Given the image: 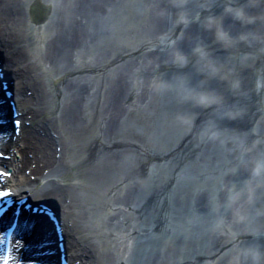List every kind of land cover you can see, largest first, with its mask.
Wrapping results in <instances>:
<instances>
[{
	"label": "bare ground",
	"instance_id": "bare-ground-1",
	"mask_svg": "<svg viewBox=\"0 0 264 264\" xmlns=\"http://www.w3.org/2000/svg\"><path fill=\"white\" fill-rule=\"evenodd\" d=\"M118 1L0 0V82L5 72L11 90L16 91L11 100H15L16 118L21 120L19 131L13 121L0 127V153L9 156L0 161L12 172L11 176L0 175L6 176L18 194L52 201L59 214L69 219L65 234L71 264H214L223 251L222 256L245 236L254 238L250 231L237 230L229 240H221V225L217 227L216 220L227 226L231 217L230 223L236 225L232 213L221 216L222 201L229 198L232 182L248 177L251 160L240 153L231 157L233 163L227 161L230 147L224 142L214 149L216 138L221 137L214 125L197 135L194 143L191 135L188 143L182 140L164 151L143 144L136 133L128 145L138 153L130 160L123 154L120 161L115 160L120 169L116 179L103 184L99 172L107 175L111 171L109 165L114 161L108 158L109 152L126 144L122 138L129 127L131 108L151 112L157 92L155 75L168 70L158 77L161 81L167 78V83L182 71L206 75L210 65L207 54H214L216 45L211 44H218L221 36L235 37L247 47L245 51L252 50L262 59L255 67L252 90L250 85L243 86L246 94L238 95L236 89L231 94L232 99L241 95L239 98L252 102L255 119H260L264 113V40L260 41L257 21L264 0H198V15L209 7L220 12L218 7L224 4L245 1L243 15L237 7L215 22L185 8L181 9L183 18L179 14L177 18L172 0H144L148 20L142 38L125 47L119 57L136 50L143 53L119 66L107 80L102 77L95 82V77L103 75L100 67L118 59L98 44L105 32L104 19ZM91 45L97 47L95 61ZM228 51L219 49L223 54L218 56L223 58ZM231 51L240 57L238 49ZM87 69L101 74H80ZM4 99L8 102L0 114L12 119L11 100ZM259 121L257 128L248 130L252 139L264 137V117ZM190 157L194 164L184 165ZM164 159L174 161L173 169L167 164L171 173L158 183L157 173L150 168ZM76 161L88 165L86 179L90 183H85L92 186L64 183L65 173ZM134 166H141L145 175L135 176ZM90 188L102 196L96 197ZM113 191L117 192L107 199L105 195ZM47 221L45 217L33 227L30 223L20 226L18 232L27 237V243L20 242L13 260L48 264L47 260L55 259L50 253L58 242ZM18 237L13 243H19Z\"/></svg>",
	"mask_w": 264,
	"mask_h": 264
},
{
	"label": "rangeland",
	"instance_id": "rangeland-1",
	"mask_svg": "<svg viewBox=\"0 0 264 264\" xmlns=\"http://www.w3.org/2000/svg\"><path fill=\"white\" fill-rule=\"evenodd\" d=\"M172 1L176 5L175 12L177 18L178 14L181 19L183 18L184 14H182L183 12L181 9L185 8L194 15L197 14V16L202 19L214 22L218 17L220 19L222 15L225 14L224 12L230 10L235 12L234 9L237 7L239 9L238 14L243 15L244 5L242 3L245 2L243 1L239 3V5H233L231 3L228 5L224 4L218 7V11L220 12H216V10L210 11L213 7H209L205 13L203 12V15H198V12H201V10L196 9L199 6V3H197L198 0ZM168 2L171 3L170 0ZM147 15L148 6L144 0H119L118 3L112 7L111 11L104 19L105 32L100 34L98 44L102 49L108 51V55H114L118 59L112 64L108 63V66L105 68L100 67V72L103 75L99 76L97 79L94 76L95 80L93 81L97 82L102 79V77L107 80L117 71L119 66L133 58L141 56L143 51L136 50L134 54L126 53L125 56L119 57L125 47L137 43L142 38V28L148 20ZM173 21H175V18ZM257 23L259 25L257 32L260 34V36H258L260 37V41H263L264 11L261 12V15L258 17ZM169 27H171L170 23ZM219 38L218 44H216V42L211 44L217 46V48L216 46L212 48L214 54H207L208 59H210V65L208 68L209 70L207 69L206 71V75L201 76V74L196 71L194 75L192 74V77L189 73H184L182 71L183 73L179 72L178 75L174 74L172 79L169 78V83H167V78H165V81H161V78L158 79V77H161L164 72H168V70L162 71V74L158 77L155 75L157 78V92L154 97V104L151 107V112L131 108L132 111L128 117L129 127L122 138L125 140L124 142L126 144L118 148L114 147L109 152L108 158L114 161L109 165L111 171L105 175V173L99 172V170L96 174H98V172L100 173L99 177L102 179L100 182L103 184L107 182L106 184L109 185V178H111V181L116 179V174L120 172V169L116 166L115 160L117 159V161H120V155L122 154L123 158L130 160L132 155L134 156L138 153L135 151L133 145H128V143L134 140L136 133H139V139L143 144L147 143L151 146L153 145L160 148V151H164L165 148H170L173 145L178 146L182 140L185 144L188 143V139L191 135H193L191 139L192 143H194L197 135L200 137L207 127L209 128L214 125L216 129L215 132L221 134V137L218 135L216 138L214 149L217 147L221 148V142H224L225 145L230 147V152L227 154V161L233 163L234 161L231 160V157L237 158L240 153H243L244 157L246 156L248 160H251L250 168L246 172L248 177H243L232 182L234 185L232 188L230 186L229 198L222 201L221 216H229L232 213L236 220V225L230 223L231 217L227 219V226L218 223L216 220L217 227L221 225L218 229L219 234L223 235L220 236L221 240H229V235L237 230L250 231L249 233L254 234L252 240L247 239L249 236H245V238L233 245L230 251L224 256H222V254H224L223 251L214 264H264V137L252 139L248 136V130L257 128L258 125H260L259 120L264 117V113L260 116V119L257 117V119H255V114L253 113L255 112V108L252 102L249 103V101L246 102L244 99L239 98L241 95L234 99L231 97L235 89L239 91L238 95L243 93L246 94L243 86L250 85L252 90L253 76L256 72L255 67L258 60L261 61L262 59L252 50L246 49L245 51L244 49L247 47L239 43V41L231 35L225 36V39L224 36ZM237 41L238 43L235 44L234 42ZM96 48V45H91V54L92 51L94 52L91 58L94 61L96 59L95 55L97 54V52L94 51ZM234 48L239 50L237 53H240V57H236L231 51L234 50ZM219 49H227L229 51L225 52V57L220 58L218 55H222L223 53L221 54L218 52ZM198 66L200 68L203 67L200 62ZM100 72L87 69L80 74L96 75ZM137 76H140V74L137 73ZM152 86L153 85H150L151 88ZM126 104H130V101ZM237 104L238 106H234ZM210 106L214 109L210 108ZM209 108L210 110H208ZM225 122L230 124L227 123L225 125ZM186 147H188L190 151L193 149L191 146ZM81 149L82 153L85 152L84 147ZM122 150H124V152H122ZM179 150H181V148ZM180 152L181 151L176 152L173 156L178 155ZM139 153L144 152L139 151ZM192 160V157H190L188 162H185L184 165H193L194 162ZM173 162L172 159H164L156 161V163H158L157 165H152L150 169H154V172L157 173L158 183H163L165 179H167V176L173 169ZM167 164L172 167L171 170L167 168ZM141 168V166H134L135 176L141 175L143 177V175H145L141 172ZM145 169L147 171L150 170L149 168ZM87 171L88 165L84 164V162L79 164L78 161H76L71 164L68 171L65 173L64 183H73L80 187L82 184L87 185L89 182L86 179ZM214 183L216 184V182ZM88 186H92V183L87 185V188ZM90 190L93 191L96 197L102 196L97 189L90 188ZM116 192L117 191H113L109 195H105V197L110 199ZM64 222H69V219H64ZM98 237L101 240L106 239V236ZM109 237L111 239L112 236ZM257 253L260 256L259 259H256Z\"/></svg>",
	"mask_w": 264,
	"mask_h": 264
},
{
	"label": "snow or ice",
	"instance_id": "snow-or-ice-1",
	"mask_svg": "<svg viewBox=\"0 0 264 264\" xmlns=\"http://www.w3.org/2000/svg\"><path fill=\"white\" fill-rule=\"evenodd\" d=\"M205 99H207V98H205ZM11 194H12L11 189H7L5 191L3 188H0V196H8Z\"/></svg>",
	"mask_w": 264,
	"mask_h": 264
},
{
	"label": "clouds",
	"instance_id": "clouds-1",
	"mask_svg": "<svg viewBox=\"0 0 264 264\" xmlns=\"http://www.w3.org/2000/svg\"><path fill=\"white\" fill-rule=\"evenodd\" d=\"M259 258H260V256H259V254L257 253V254H256V259H259Z\"/></svg>",
	"mask_w": 264,
	"mask_h": 264
}]
</instances>
